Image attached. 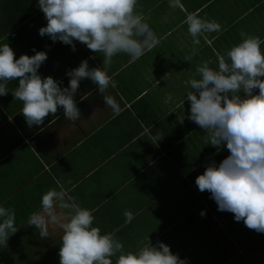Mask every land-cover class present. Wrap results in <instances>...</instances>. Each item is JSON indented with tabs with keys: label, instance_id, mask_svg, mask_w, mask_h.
<instances>
[{
	"label": "crops",
	"instance_id": "crops-1",
	"mask_svg": "<svg viewBox=\"0 0 264 264\" xmlns=\"http://www.w3.org/2000/svg\"><path fill=\"white\" fill-rule=\"evenodd\" d=\"M137 11L160 43L134 62L124 53L113 57L107 71L116 87L107 92L119 103V115L87 78L74 95L81 113L76 121L60 107L42 125L29 127L22 101L12 94L18 81H9V92L0 96V206L15 210L18 227L7 246L0 245V264H59L62 230L50 225L41 239L28 219L43 193L60 188L92 211L102 234L116 231L125 252L149 238L153 245L167 244L186 264H264V233L218 210L195 183L206 166H218L230 153L226 145L205 144L204 130L187 118L185 100L191 91L185 81L196 76L197 65L208 61L218 68L216 53L239 43L241 31L264 40V0H179L176 7L169 0H138ZM192 13L217 21L222 30L204 34L189 63L184 58L193 45L184 21ZM5 20L1 15L0 46L8 43L17 59L45 51L38 72L62 88L69 85L66 72L82 60L102 67L103 55L85 44L74 41L73 51L39 35L47 24L40 9L9 31ZM157 134L163 135L159 141ZM126 210L133 213L130 223Z\"/></svg>",
	"mask_w": 264,
	"mask_h": 264
},
{
	"label": "clouds",
	"instance_id": "clouds-1",
	"mask_svg": "<svg viewBox=\"0 0 264 264\" xmlns=\"http://www.w3.org/2000/svg\"><path fill=\"white\" fill-rule=\"evenodd\" d=\"M178 4L179 0H169L170 7ZM137 5L138 0H38L47 20L39 35L71 45L73 51L74 41L85 44L103 55L102 67L90 68L82 60L66 72L69 85L62 88L53 77L42 78L38 72L47 60L45 51L34 50V55L21 54L17 59L6 43L0 46V96L9 92V81H18L12 94L22 101L21 113L29 127L42 125L60 107L66 119L76 121L81 113L74 95L87 78L97 85L106 106L119 115V103L107 92L109 86L116 87L107 71L113 57L124 53L134 62L160 43ZM184 23L193 45L184 60L191 63L200 38L220 32L222 26L198 13L187 15ZM240 36L241 41L224 54L216 53L218 68L204 61L197 65L196 76L185 81L191 88L185 97L190 104L187 118L204 130L205 144L217 149L226 145L230 153L196 177L199 191L209 192L218 210L231 212L237 222L264 233V51L260 47L264 40L243 31ZM162 137L157 134L155 140ZM124 216L126 223L134 218L129 210ZM94 219L91 210L60 188L42 194L40 208L30 214L28 225L39 230L41 239L49 236L50 225L62 230L59 264H113V257L115 264H186L167 244L153 245L149 238L147 243L140 241L136 251L125 252L116 231L102 234ZM15 221V210L0 206V245L7 246L10 235L17 232Z\"/></svg>",
	"mask_w": 264,
	"mask_h": 264
},
{
	"label": "trees",
	"instance_id": "trees-1",
	"mask_svg": "<svg viewBox=\"0 0 264 264\" xmlns=\"http://www.w3.org/2000/svg\"><path fill=\"white\" fill-rule=\"evenodd\" d=\"M1 1V0H0ZM34 0H3L0 5L1 15L8 26V31L33 15L38 9V1ZM0 15V16H1Z\"/></svg>",
	"mask_w": 264,
	"mask_h": 264
},
{
	"label": "rangeland",
	"instance_id": "rangeland-1",
	"mask_svg": "<svg viewBox=\"0 0 264 264\" xmlns=\"http://www.w3.org/2000/svg\"><path fill=\"white\" fill-rule=\"evenodd\" d=\"M34 1H38V0H34Z\"/></svg>",
	"mask_w": 264,
	"mask_h": 264
}]
</instances>
